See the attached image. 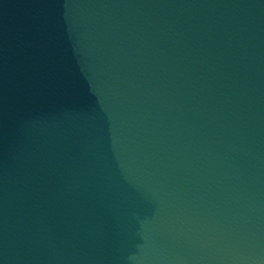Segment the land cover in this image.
Returning <instances> with one entry per match:
<instances>
[{"label":"water","instance_id":"1","mask_svg":"<svg viewBox=\"0 0 264 264\" xmlns=\"http://www.w3.org/2000/svg\"><path fill=\"white\" fill-rule=\"evenodd\" d=\"M0 264H264V0H0Z\"/></svg>","mask_w":264,"mask_h":264}]
</instances>
